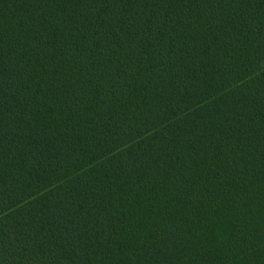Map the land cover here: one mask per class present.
<instances>
[{
	"label": "trees",
	"instance_id": "16d2710c",
	"mask_svg": "<svg viewBox=\"0 0 264 264\" xmlns=\"http://www.w3.org/2000/svg\"><path fill=\"white\" fill-rule=\"evenodd\" d=\"M0 264H264V0H0Z\"/></svg>",
	"mask_w": 264,
	"mask_h": 264
}]
</instances>
